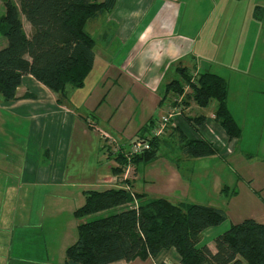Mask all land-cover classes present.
<instances>
[{
	"label": "crops",
	"instance_id": "obj_1",
	"mask_svg": "<svg viewBox=\"0 0 264 264\" xmlns=\"http://www.w3.org/2000/svg\"><path fill=\"white\" fill-rule=\"evenodd\" d=\"M241 1L243 0H117L113 9L106 16V19L113 22V25H107L104 21H101L103 20L101 16L91 24L90 28L93 27L92 31L98 36L97 45L101 46V59L97 63L96 54L94 66L106 64L101 85H105L104 83L108 81L118 83L123 79L125 80V87H121V91L128 89L123 100L113 109L114 113L112 115H115L117 110L121 108V104L129 99V103L121 115L104 118L101 112V123L104 120L110 123L112 118H115L114 123L107 127L111 133L120 137H116L117 142L109 146L111 147L110 152L105 151L106 147L101 146L102 140L95 132L97 130L96 126L92 128L87 123L91 121L95 125H100V118L96 116L94 110L87 111V117L79 112L82 107H87L89 100L91 102L92 97L95 95L93 92L79 106L73 104L72 98L70 104L64 106L57 103L56 95L46 86L31 75H24L21 85L17 89V98L9 102H3L0 99V110L21 121L20 126L0 127V134L19 133L22 135L20 141L22 146L17 157L10 153L8 149L0 151V264H63L66 247L75 241H63L61 248L56 250L55 242L58 240L59 233L54 232L50 242L46 234L44 218L37 211L35 214L39 216V220L34 225L33 230L35 232L43 231V236L13 238L16 230L15 221L3 224L1 214L18 215V209L26 206L27 191H32L35 197L39 199L37 203L41 204L44 199H47L50 208L58 209L63 205V211L72 215L73 211L83 204V192L85 190L119 187L123 185L122 181L125 177L129 179L133 191L145 193L148 197L153 198L165 197L172 202H190L189 199H195L191 202L221 208L216 204H212V202H207L205 198L197 200L198 197L192 195L194 191H198L201 192L203 197H210V189L216 183V190L221 196L237 193L236 187H230V184L222 185L220 177L223 172L231 173L232 169L222 168L220 162L228 164L227 160L237 156L239 158L237 161L240 163L241 148L246 149V146L242 144L243 138L242 142L239 139L230 140L228 138L225 131L215 121L214 110L210 114L201 112L206 120L199 128L194 129L183 118L180 119V116L174 117L172 125L179 126L180 132L187 138L203 137L219 148L218 155H213L215 156L214 159L203 161L206 162L205 166L210 161L214 162L217 168L215 172L205 175L202 172L204 170L202 166L199 172L193 174V171L191 172L187 165L194 162L196 158H189L182 155V153L174 158L164 151L152 162L138 163L136 167L129 165L131 171L126 168L121 176L114 175L111 167L116 164L115 159H113L115 151L126 153L131 152V149L136 147L134 143L137 139L136 133L151 116L154 114L157 116L159 109L160 115H162L176 106L172 104L171 100L169 103V99L162 104H159V101L164 85L177 77L176 68L178 65L186 66L191 73L210 71L221 75L223 78L221 71L233 69V64L227 62L226 57L229 56V61H231L239 52L236 44H234L235 39L241 40L247 36L240 34L235 37L228 33L230 24V22L228 23V17L229 19L232 18L230 11L232 12L233 7ZM188 5L203 7V10H194L190 15L187 14L185 20V9ZM245 5L247 10L243 16L244 24L256 22L251 15V11L255 5L263 6L264 0H246ZM167 15L169 18L171 15L170 20L166 18ZM21 20L25 33L29 36L32 31L31 25L22 16ZM182 26H184L183 32L181 30ZM223 42H225L224 46ZM251 48L252 46H249V49ZM219 53L222 57L217 62L218 65H222L223 70L215 68V56ZM263 55L264 48H258V45L255 44L253 46V57L248 67L249 71L254 69L258 72L263 69L257 59ZM142 70H144V73ZM173 73L175 76L171 77ZM130 85L135 88V91ZM250 86L251 80L246 78H241L237 83H231V87L228 89L230 95L227 94V106L233 117H236L235 111H237L234 101L238 100L240 107H244V112L249 110L250 105L251 108L258 105L255 102L250 103L249 101L240 100L239 97L231 94L233 88H236L235 91L239 89L247 92L264 93V87L251 90L248 88ZM138 90L142 92V99L148 104L145 111L139 116H132L131 118L136 119L132 122L128 120L120 129H116L119 127L117 120L126 117L124 115L127 113L131 102L138 100ZM186 91L187 88L184 92L186 93ZM181 98L182 96H179V99ZM105 100L101 98L95 110H98ZM197 106L195 102L188 100L184 113L186 112L189 115ZM182 107L184 106L182 105ZM112 108L113 106L108 107V109ZM201 113H195V115ZM83 117H86V120ZM165 132L163 136L165 139H163L160 146V151L164 149L171 152L172 146L169 140L173 136L170 134V129L167 128ZM84 141L89 144L91 141L93 143L97 141L89 150V153L93 151L89 158L81 152ZM237 144H239V150H237ZM175 147L180 150L178 142ZM257 158L256 162L260 165V170L264 174V156ZM68 162L72 165L76 163L77 168L83 172L88 170L90 176V180L83 178L82 188L75 192L68 189ZM140 165L143 166L142 169H139ZM11 166H16L19 169L17 174L13 173V177H19L20 185L18 195L13 200L12 207L9 208L4 205L3 193L7 191ZM139 173H141V176ZM248 175L250 177V174ZM230 176L231 181H233L231 174ZM238 177L241 179L240 175ZM209 178L212 180L208 181ZM37 179L40 182L43 180L49 182L51 184L49 186L50 191L52 189L53 191H59L61 188H66L67 191L61 195L64 201L60 205H55L49 195H42L39 191H36L34 187L38 184L41 185ZM138 179L141 180V183L135 189L134 185H136ZM249 179L247 181L248 191L250 189L257 194L264 192V177L259 180L257 189L250 188L255 178ZM223 188L229 189L230 193L227 192L228 190L223 191ZM255 201L259 202L256 199ZM259 207L261 216L259 218L251 216L250 218L264 222V206L259 203ZM62 223L67 226L68 235L73 236L71 238L73 240L77 235L75 230L77 222L75 224V220L72 219ZM59 224L60 220L53 222V230L58 229ZM231 224L234 223L230 222L229 226ZM229 226L226 224L225 226L217 225L207 228L201 235V242H205L211 250H214L213 240L215 236ZM1 232H4L5 235ZM179 261V255L171 248L161 250L153 258H135L129 262L119 260L113 264H178Z\"/></svg>",
	"mask_w": 264,
	"mask_h": 264
},
{
	"label": "trees",
	"instance_id": "obj_2",
	"mask_svg": "<svg viewBox=\"0 0 264 264\" xmlns=\"http://www.w3.org/2000/svg\"><path fill=\"white\" fill-rule=\"evenodd\" d=\"M116 1L19 0L17 5L4 0L5 10L0 14V34L6 39L5 46L0 48L1 100L16 99L22 77L31 75L56 95L57 103L68 106L70 88L83 86L95 62L97 42L86 27L102 14L109 13ZM21 14L31 25L29 36L23 28ZM252 16L264 26V6L255 5ZM176 72L177 77L164 85L159 101L162 104L167 98L176 96L171 100L176 106L163 115L173 111L179 114L172 115L166 127L177 140L182 155L189 158L218 155L219 148L213 142L203 137L187 138L172 122L175 116H180L194 129L199 128L206 117L182 112L187 101L205 107L215 99V121L230 140L238 139L241 128L227 106V81L210 71L195 73V79L191 81L192 73L182 65L177 66ZM187 87L190 91L185 94ZM182 93L184 97L179 100L177 96ZM155 122L156 115H153L136 133L134 143L138 148L135 152L133 148L126 153L115 151L116 164L111 167L114 175L121 176L129 165L136 167L138 163H149L158 157L167 128L162 134L151 137L149 133ZM87 123L95 127L93 122ZM103 133L107 134L101 133L106 141L103 148L110 152L109 146L117 140L109 135L113 139L110 140ZM126 178L119 187L83 192V204L73 211L77 236L66 247L63 264L129 262L135 258H153L161 250L171 248L180 257L178 264H264V222L248 217L231 224L215 236L214 250H211L201 242V235L207 228L227 219L225 210L194 202H172L165 197H148L133 191ZM224 190L230 193L229 189ZM114 207L122 209L97 215Z\"/></svg>",
	"mask_w": 264,
	"mask_h": 264
},
{
	"label": "rangeland",
	"instance_id": "obj_3",
	"mask_svg": "<svg viewBox=\"0 0 264 264\" xmlns=\"http://www.w3.org/2000/svg\"><path fill=\"white\" fill-rule=\"evenodd\" d=\"M15 4H19V0H11ZM246 0H243L241 2H238L237 6L233 7V11H230V16H232L231 19L228 17V23L229 24V30L228 33L234 35L235 37L239 36L240 34L246 35L247 37H244L241 40L235 39L234 44H236L237 49L239 52L233 57L231 61H229V56L226 57L227 62H231L233 64V69L230 70H223L222 65H218L217 60L222 57L221 53H219L217 56H215L216 60V65L215 68L217 70H223L219 71L225 78L228 84V89L231 87V83H237L238 80L241 78H246L251 80V86L248 87L251 90H255L256 88L259 87H264V55L262 57H258V63L260 62L262 70L256 72L254 69L250 70L248 69L250 61L253 57V46L255 44L258 45V48H264V26L260 21L256 22H250V24H244V18L243 16L246 13ZM264 6V5H263ZM4 0H0V14L4 13ZM197 10H203V7H197L195 5H188L185 9V20L187 17V14L190 15ZM169 15V14H168ZM166 16L168 19L169 16ZM252 15V11H251ZM22 17H24L21 14ZM106 16H108V13L102 14L101 17H103V20L107 25H113V22H110L109 20L106 19ZM228 16V13H227ZM181 17V16H180ZM179 17V18H180ZM171 19V15L169 20ZM97 21V20H96ZM101 21H100V28H101ZM88 32H90L95 40L98 41V36L96 33H94L93 27L92 29L90 27H86ZM181 30L183 32L184 26L181 27ZM190 30V28H189ZM232 37V36H230ZM6 44V39L5 37L0 34V48L5 46ZM225 45V42H223V46ZM249 46H252L251 49H249ZM246 51V53H244ZM95 53L97 54V63L99 59H101V46L96 45L95 47ZM95 54V56H96ZM230 63V64H231ZM105 67L106 64H97L94 66L88 75L85 78L84 84L81 87L77 88H70V95L72 98V102L74 105L79 106L84 99H88L90 97V93L93 92L95 95L92 97V100L87 103V107H82L79 109V112H81L84 116L87 117V114L89 110H94L96 116L100 118V125H95L96 126V134L98 135L99 139H101V146L106 142L103 140L102 137V132H106L108 135L113 136L115 139L116 137H119L117 135H114L113 133L110 132V129H108L107 126L111 125L114 123L115 118L113 117L111 122L108 123V121L104 120L101 123V114L103 113L104 118L105 117H111L115 115H121L122 111L124 108L128 105L129 99H126L122 104L121 108L117 110L115 115H112L114 113L113 109L115 106H118L123 98L126 92H128V89H123L121 91V87L124 88V82L125 80H120L118 83L110 82L108 81L107 83H104L105 85H101L103 77L102 75L105 72ZM144 73V70H142ZM193 72V71H192ZM175 74L173 73L171 77H174ZM193 78H191V81H193L195 78V73H192ZM167 77V76H166ZM165 77V78H166ZM102 86V88H101ZM131 86V85H130ZM132 89L135 91V88L131 86ZM188 88V87H187ZM236 88H233L231 94L234 95L235 97H239L240 100L243 101H249L250 103H258L255 107L251 108V105L249 106V110L244 112L243 109L244 107H240V104L238 100L234 104L236 106L237 111H235V116L234 119L237 122V124L241 128V134L239 136V140L242 142L243 138V145L246 146V149L241 150L242 156L240 157V163H238L237 156L232 157L230 160H227L228 164L220 162L221 167L225 169H232V172L230 173L233 177V181H231V176L229 173H226V171L223 172V175L220 177L222 185L224 184H230L231 186L236 187L237 193L234 195H226L224 194L221 196L218 194L216 190L217 183L213 185L210 189V197H203L201 195V192L194 191L192 195L195 197H198L197 200H202L201 198H205L207 202H212V204H216L223 208L227 212L228 219L226 222L221 223L220 225H226L231 223H237L244 218L251 217V216H261L260 212V205L264 206V192L262 193H255L252 190L249 189L247 190L248 187V180L249 178H255L254 182L251 184L250 188L257 189V184L262 177H264V174L260 170V165L257 164L256 160L258 159L257 157H262L264 156V93L261 92H247L244 90H237L235 91ZM190 91L189 88L187 89L186 93ZM185 93V94H186ZM229 91H228V96H229ZM138 96L141 98H137V101H132L131 104L128 107L127 113L124 115L126 117H122L117 120L119 127L116 129H120L122 125H124L128 120L131 122L135 120L136 118H131L132 116L140 115L142 114L146 107L147 103L142 99V92L138 90ZM171 96V95H170ZM183 96V94L179 95ZM179 96L177 98L179 99ZM101 98H104V103L100 105L98 110H95L96 106L98 105V102L101 100ZM176 98V96H171L167 99L170 100ZM1 99V98H0ZM166 99V100H167ZM182 99V98H181ZM179 99V100H181ZM236 100V99H234ZM137 102L138 104H136ZM172 105V104H171ZM243 106V104L241 103ZM102 106V108H101ZM113 106L112 109H108V107ZM197 106V105H196ZM216 108V100L212 99L207 106L205 107H199L197 106L195 109L190 112L189 115H195V113H207L210 114L215 110ZM1 111V110H0ZM102 112V113H101ZM184 112V110L182 111ZM139 113V114H138ZM186 113V112H185ZM160 109L158 110V115H160ZM202 114V113H201ZM155 115V114H154ZM182 119V118H180ZM189 124L188 121L185 120ZM105 123V124H104ZM25 124V123H24ZM21 121L18 119L10 116L7 112L1 111L0 112V127H16L20 126ZM191 125V124H190ZM105 128V129H103ZM167 128V127H166ZM21 134L19 133H8V134H0V151H3L5 149H8L10 153L14 154L17 157V154L19 153V149L21 148L22 144L20 143L21 141ZM120 138V137H119ZM175 138H170L169 142L172 146L171 152L167 150H159V154L161 155L162 152L164 151L165 153H168L169 155H172L174 158L179 156L181 154L180 150L176 148L177 140ZM75 140V137H74ZM98 141V140H97ZM87 143L84 141L83 143V149L81 152H83L88 158L89 155L93 152L91 151L89 153V150L91 146L95 145L97 143ZM119 142V141H118ZM100 144V143H99ZM129 147V145H128ZM127 147V148H128ZM127 150V149H126ZM237 150H239V144H237ZM97 151V150H96ZM215 156H211L210 158H196L194 159V162L188 164V168L191 170V172L197 173L201 170V167L203 166V171L206 174H211L212 172H215L217 170L216 165L214 162L210 161L207 166L206 162H203L205 160L208 161V159H214ZM92 158V157H90ZM200 159V160H197ZM218 160V158H217ZM196 161V162H195ZM202 161V162H201ZM219 161V160H218ZM246 162V163H245ZM68 184L71 192L77 191L79 188H82V181H84L83 178L90 180V176L88 174V170H85L84 172L77 168V165H72L71 163L68 162ZM143 166H139V169H142ZM10 173H9V182L7 185V191L3 193L4 197V205L6 207H12L13 205V200L16 198L18 195V187L20 185L19 182V177H13V173L17 174L19 171L16 166H11L10 168ZM127 170L131 171V167H127ZM185 173V171H183ZM190 174V173H186ZM250 174V177L249 175ZM141 176V173H139ZM238 175L241 176V179L238 177ZM253 175V176H252ZM196 179V178H194ZM38 180V179H37ZM208 181H211L212 179H207ZM38 182H40L38 180ZM141 183V180L138 179L136 180V185H134V188L137 189ZM41 185H36L34 189L36 191H39L42 195H49L51 198L53 204L55 205H60L64 199L61 198V195L67 191L66 188H61L59 191H50L51 184L47 181H42L40 182ZM72 186V187H71ZM28 189V187H27ZM102 190V189H101ZM27 199H26V206L21 207L18 209V215L14 214H1L3 224L6 223H12V221H15L16 224V230L14 231L13 238H32V237H42L43 236V231L35 232L33 229L35 228V224L39 220V216L35 214L37 211L42 218H44L45 222V228H46V234L48 239L52 240V236L54 232L59 233L58 240L55 242L56 244V250L61 248V244L63 241H68V242H73L76 238L74 237L73 240L71 238L73 236H69V230L65 224L62 222L66 223L68 220H75L76 224V218L72 214H66V212L63 211V205L62 207H59L58 209H52L49 206L48 200L47 199H42V203L39 204L37 203L39 199L35 197L34 193L32 191H27ZM232 196V197H231ZM259 201L258 203L255 201ZM195 199H189V201H193ZM122 208L121 207H114L105 211H102L98 213L97 215L99 216H104L108 214H112L114 212L120 211ZM16 217V219H15ZM60 220V224L58 225V229L52 228L53 222ZM66 220V221H65ZM71 222V221H70ZM226 223V224H225ZM29 230V231H26ZM76 230V228H75ZM223 229L222 231H224ZM222 231L218 232L217 234L221 233ZM3 235H5L4 232H1ZM71 234H72V227H71ZM71 240V241H69Z\"/></svg>",
	"mask_w": 264,
	"mask_h": 264
},
{
	"label": "built area",
	"instance_id": "obj_4",
	"mask_svg": "<svg viewBox=\"0 0 264 264\" xmlns=\"http://www.w3.org/2000/svg\"><path fill=\"white\" fill-rule=\"evenodd\" d=\"M180 109V107H178ZM181 110V109H180ZM174 114H179L178 111H173V112H170L169 114H166V115H157L156 116V122H155V126L154 128L150 131L149 133V136H158L160 134L163 133L164 129L166 128V125L170 119V117ZM103 136L109 138L110 140H113L109 135L103 133ZM136 145V144H135ZM140 145V143H139ZM145 147L147 148L148 145H145ZM138 148V144L136 145L135 148H133V152H135Z\"/></svg>",
	"mask_w": 264,
	"mask_h": 264
}]
</instances>
